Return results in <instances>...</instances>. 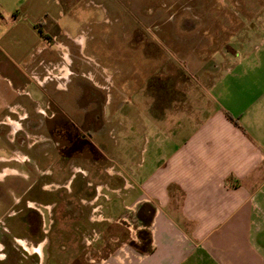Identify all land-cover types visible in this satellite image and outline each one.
I'll use <instances>...</instances> for the list:
<instances>
[{"label": "crops", "instance_id": "obj_1", "mask_svg": "<svg viewBox=\"0 0 264 264\" xmlns=\"http://www.w3.org/2000/svg\"><path fill=\"white\" fill-rule=\"evenodd\" d=\"M221 1L235 5V20L201 18L205 33L197 24L181 43L166 30L168 55L144 52L156 65L139 67L135 101L125 87L115 88L109 66L86 53L91 28L66 11L77 0H0V207L6 183L13 205L26 198L28 232V213L36 210L53 227L52 205L27 193L49 188V140L69 133L97 154L76 150L82 164L74 168L93 176L96 183H87L95 187L73 205L65 198L59 209L57 231L72 233V256L83 252L89 264H264V0ZM230 24L235 30L219 48ZM72 44L78 58L90 59L75 70ZM73 80L74 99L65 100ZM69 103L76 119L56 123ZM107 103L114 105L109 112ZM35 136L46 138L37 150ZM145 229L151 242L142 249ZM92 233L101 235L90 240ZM48 243L40 242L39 256Z\"/></svg>", "mask_w": 264, "mask_h": 264}, {"label": "rangeland", "instance_id": "obj_2", "mask_svg": "<svg viewBox=\"0 0 264 264\" xmlns=\"http://www.w3.org/2000/svg\"><path fill=\"white\" fill-rule=\"evenodd\" d=\"M234 10H236L234 4L231 3L229 6H226L225 2L221 0H77L76 6L66 11L75 12L83 21L82 27L91 28L90 34L93 36L88 42L86 53L98 59L102 64L109 66L111 71H113L114 82L116 83L115 88L118 86L125 87L127 96H131L136 101L138 92H135V90L139 87L137 84L140 76L139 67H143L142 71L144 72L152 71L156 65L155 58L149 57L153 55L148 54L164 51L165 55V51L171 48L170 39L172 36L169 32L166 35V30L170 31L173 29L174 34L178 33L175 38L180 40V43L186 42V40H190L188 28L192 29L194 28L193 26L196 27L201 18L209 16L213 20H223V18H233L235 20ZM217 26L218 24L211 25V28ZM196 29L200 34H203L207 26H199L198 24ZM234 30L235 25L230 24L221 33L220 40L222 44L219 45V48L225 44L223 43L224 40H227L226 42L228 43L229 33H232ZM73 33L75 34L76 31H73ZM216 33L218 39V30H216ZM158 34H161V36L156 37ZM218 43L216 41L215 44L218 45ZM147 50L151 52L144 55V52H147ZM70 51L73 62L71 66L72 70L77 68L78 61L86 60V63L90 62V59H86L83 56H81L82 58H78L76 56L80 53L74 44L70 47ZM165 58L168 59V57H160L159 59ZM179 63L182 64L181 58ZM169 64L168 61L165 63V65ZM128 83H131L132 86ZM135 86L137 87L135 88ZM68 88V90L66 88V91L63 92L64 99H74V80ZM113 106V104L107 103L102 108L109 112ZM123 106L127 109V105ZM63 107L64 112L58 116L59 120L56 123L63 125L64 121H67L65 124H70L66 118L70 117L74 121L76 117L72 114L70 103ZM51 108L56 112L58 110L57 105L53 103L51 104ZM37 124L41 126L43 122L40 121ZM24 138L26 137L20 136L17 139L21 142ZM74 138L69 133H67L66 137L59 136L58 132L54 133L49 140L51 154L50 156H46V165L50 168L51 173L47 174L44 179L50 186H46L49 188L42 190L40 189V185H36L30 188L27 193V197L37 203L44 202L52 205L51 213L54 216L52 217L53 227H51L52 221L49 217L46 216L42 220L36 210L32 211L31 214L30 212L28 213L31 220H33L34 233L28 232L25 221L28 211L26 198L24 197L16 206L13 205L11 195L9 194L11 187L6 183L3 185V193L8 192V196L6 194V199L4 198L0 207V264H89L85 261L83 252L72 256V250L69 249L70 238L73 236L72 233L65 235L57 231L59 225L62 226L60 221H62L63 216L59 214V209L65 204L63 200L65 198L71 199L73 205L77 202V195L85 191L89 192V190L91 191L95 187L87 183V180L94 179L93 176L87 177L84 172L74 168V165L82 164L81 159L75 157L76 150L79 147H83L84 152H87L91 156L97 154L91 152L92 148L87 139L81 141L80 144L78 139L74 142ZM34 139L35 141H39L35 146L37 150L38 146L43 145L46 138L35 136ZM110 139L113 141L112 136ZM11 144V142H8V146ZM37 154L42 155V149L36 151V156ZM86 158L87 156L84 154V162L88 161ZM84 162L83 165L85 167L86 164ZM107 163L111 164V162L106 160L105 165ZM25 170L27 169L25 168ZM30 172L32 173V170ZM39 174L41 173L35 172V175ZM92 182L96 183L93 180ZM0 186H2V183H0ZM14 208L17 210L24 209V214L11 215L12 213L9 212L13 211ZM44 211L49 214L47 209ZM64 211L66 212L67 210ZM71 213L73 214V212ZM69 222L73 221L69 219ZM42 223L47 226L46 232L43 231L44 227ZM103 225L98 224L99 227ZM100 235L92 233L89 239H96ZM136 235L137 233H134L132 236L135 237ZM27 236L31 237L32 242L26 241L28 239ZM43 238L49 239V243L44 249V257L39 256L37 253L38 245ZM73 242L71 241V243ZM137 242L133 238L132 240L129 239L131 247L136 246ZM34 247L36 251L33 254L32 249Z\"/></svg>", "mask_w": 264, "mask_h": 264}, {"label": "trees", "instance_id": "obj_3", "mask_svg": "<svg viewBox=\"0 0 264 264\" xmlns=\"http://www.w3.org/2000/svg\"><path fill=\"white\" fill-rule=\"evenodd\" d=\"M146 223H150L149 222V219H145ZM140 237L142 238V241L143 244H144V247L142 246V249H145L146 247H148L147 245L151 242V236H150V231L145 229V230H142V233H140ZM137 246V244H136Z\"/></svg>", "mask_w": 264, "mask_h": 264}, {"label": "built area", "instance_id": "obj_4", "mask_svg": "<svg viewBox=\"0 0 264 264\" xmlns=\"http://www.w3.org/2000/svg\"><path fill=\"white\" fill-rule=\"evenodd\" d=\"M130 227V226H129Z\"/></svg>", "mask_w": 264, "mask_h": 264}]
</instances>
